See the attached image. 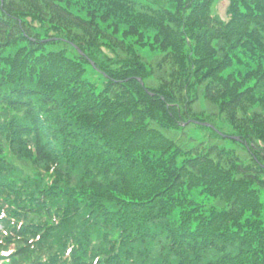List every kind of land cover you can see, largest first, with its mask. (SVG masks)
I'll use <instances>...</instances> for the list:
<instances>
[{"label":"trees","instance_id":"obj_1","mask_svg":"<svg viewBox=\"0 0 264 264\" xmlns=\"http://www.w3.org/2000/svg\"><path fill=\"white\" fill-rule=\"evenodd\" d=\"M164 1L0 0V264H264V0Z\"/></svg>","mask_w":264,"mask_h":264},{"label":"rangeland","instance_id":"obj_2","mask_svg":"<svg viewBox=\"0 0 264 264\" xmlns=\"http://www.w3.org/2000/svg\"><path fill=\"white\" fill-rule=\"evenodd\" d=\"M136 1L145 3V4H150L153 6L162 5V1L165 2L164 0H136ZM226 8H227V1L220 0L214 4L213 12H217L221 17L225 18ZM110 51L111 50L109 51L106 50V52L108 53L110 57H112V59H115L117 55L120 58H123L125 57V54H126L125 50H120V49L116 50V52H110ZM139 53L141 54L142 59L149 64L150 63L155 64L159 60L158 56L154 53H150L148 51H140ZM194 109L197 111L203 110L208 117L212 116L210 119V122H207V123L211 124L212 125L211 128H214L215 131H218L219 133L224 134L226 137H228V138H225L224 140H216L218 144L224 143L227 147L232 148L239 157L244 158L246 156L244 149H242L241 146H239L238 144L230 140L229 136L231 135L229 134L232 132L230 130V127L226 123H224L221 120V118L217 116V114L216 115L212 114V112L215 113V109L213 105L208 103L204 98L199 97V99L194 104ZM203 126H206V125H203ZM186 130L190 135H192L193 137L197 139L198 143L202 141L203 139H205L209 133L205 129H201L200 127H198L197 124H189L186 127ZM8 157L10 158V155ZM12 159L14 160L15 163H17L24 170H30V171L33 170L31 167V164H29L26 160L17 158L15 156H13ZM205 202L207 203L208 199H205Z\"/></svg>","mask_w":264,"mask_h":264}]
</instances>
